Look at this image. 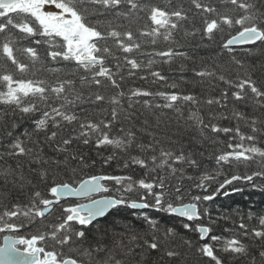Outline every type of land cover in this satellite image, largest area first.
I'll return each instance as SVG.
<instances>
[{
    "label": "snow or ice",
    "instance_id": "obj_1",
    "mask_svg": "<svg viewBox=\"0 0 264 264\" xmlns=\"http://www.w3.org/2000/svg\"><path fill=\"white\" fill-rule=\"evenodd\" d=\"M189 3L0 0V264H264V209L237 210V222L213 216L209 204L242 192L238 182L264 191V0ZM145 10L149 23L134 32ZM181 30L183 43L176 38ZM197 38L228 58L224 64L201 58L191 81L180 77L207 82L211 91L226 86L203 99L155 70L177 58L192 60L184 49ZM238 46H246L242 56ZM40 72L54 73L55 81ZM28 73L33 78H21ZM77 76L79 87L70 78ZM129 79L169 90L125 91ZM184 105L191 106L187 114ZM169 111L194 133L190 144L224 145L213 153L214 166H205L203 151L186 152L182 143L177 149V141L153 133L141 142L137 133L145 131L147 116L156 115L159 125ZM21 123L30 129L14 134ZM81 145H94L96 159ZM109 148L107 155L101 151ZM98 162L99 171H89ZM137 168L142 176L134 175ZM230 220V227L220 224Z\"/></svg>",
    "mask_w": 264,
    "mask_h": 264
},
{
    "label": "trees",
    "instance_id": "obj_2",
    "mask_svg": "<svg viewBox=\"0 0 264 264\" xmlns=\"http://www.w3.org/2000/svg\"><path fill=\"white\" fill-rule=\"evenodd\" d=\"M142 2L148 4L149 6L157 5V4L164 6L168 3V0H142ZM183 3H184V6L186 8H191L189 0H183ZM192 12L194 13L195 9H192ZM145 13H146V10H145V12H140L138 14L139 15L138 22L132 25V30L134 32L136 31L137 28H141L143 25L149 23L146 19ZM190 15H191V13H190ZM195 23L197 24V26H199V19L198 18L196 19ZM185 26L190 28L191 24H186ZM176 38L180 39L182 43L184 42L183 41V30L176 33ZM143 39H147V38H143ZM217 40H219V37H217ZM197 44H200V46L197 47L196 46ZM204 45H209V46L205 47ZM157 47L162 49V48H165L166 45L161 40L158 43ZM241 48H243V47H241ZM241 48H237V54L242 56L243 54L240 51ZM144 50L150 51L151 47L146 46ZM184 50L189 52V54L193 57L192 60H183L182 58H177L175 60V62L172 63L171 65H156L155 70L162 71L163 74L170 77L169 82H171L172 80H175L176 82L180 83V88L183 91L194 93V94L200 96L202 99L205 98L206 95L209 94V92L211 95H219V90L226 87L223 83H219V87L217 89H215L214 91H211L209 89V85L207 82L203 85L193 84L190 82H181L180 77L183 76L186 81H191L192 76H193L191 70L199 64L201 58L207 60L209 63L211 62L210 58H217L219 63L224 64L227 62V59H228L227 55L222 54V55L217 56V54L219 52L217 45L214 43H211L207 40H204L201 43L199 41V38H197L196 40L190 39ZM41 55H43L42 51H41ZM140 58L143 59L145 62L148 59L147 56H142ZM182 64L184 65L183 71L181 70ZM49 66H51V65H49ZM37 68H39V65H37ZM0 70H2V65H0ZM9 70L11 71L12 69H9ZM81 74H83V73H81ZM37 75L39 78L47 79L49 82H53L56 79V75L54 73H51V72H40V73H37ZM233 75H234V73H233ZM17 76L20 77V74L17 73ZM21 78L30 79L33 77L31 75V73H28V74H25ZM70 78L75 79L77 81V87H79L78 76L77 77H70ZM130 87H143L145 89L151 90L152 92L169 90V89H165L162 86V83L153 84L150 79L149 80H141V79L126 80L123 83L124 90L126 91ZM85 93H86V90H85ZM229 95H230V93H229ZM156 102L160 103L161 101L158 98H156ZM83 107H88V106L84 105ZM189 107H191V106H189V105L183 106V110L185 111V114H187V110ZM230 107H231V104H229V108ZM214 110L217 113H221V112L226 113L227 112L226 109L216 108L215 106H214ZM76 111L79 112L80 108L78 107L76 109ZM160 111L161 110H155L156 115H159ZM202 114L205 116V119L207 120L208 112H207L206 106L203 108ZM156 115H150L149 114L147 116L148 121H149L148 125H143L144 117H140V119L136 122L138 128L141 127L142 125L145 128V131L143 133H140V132L137 133V135L140 136L141 142L148 143L149 140L151 139V136H149L148 133H153L157 138L165 140L166 143L169 139L172 141H177V143L175 145H172L173 147H175L177 149L180 147V144L182 143L184 145V150L186 152L192 150L193 148H195V150L197 152L203 151L204 152L203 160L205 162V166L206 167L214 166L213 153L216 151L217 148H223L224 147L223 144L211 145L207 141H205L202 145L201 144H190L191 136L194 133L192 132L191 129L186 128L183 125V121H181L180 124L177 125L175 120L171 118L173 116V114L169 111V112H167L166 115L160 117L161 122L159 123V125H157ZM219 122L223 126H234V123H235V122H229L228 120H220ZM26 128L30 129V125L28 123H21L20 126L14 130V134H20ZM242 130L247 131L246 128H244ZM67 134H68V132L66 131L64 133V135H67ZM42 135L43 134H41V136ZM209 135H211V134L209 133ZM0 139H2V138H0ZM217 139H219L221 141H226L227 137L220 135L219 137H217ZM80 150L82 152L89 153V155L93 159H96V154H95L96 150H95L94 145H89V146L81 145ZM101 151L104 152L105 155H107L108 153H110L112 151V149L111 148L106 149V150L102 149ZM44 152L48 153V152H50V149L47 146H45ZM133 154H139V153L134 150ZM2 163L3 162H0V164H2ZM9 163L14 164L13 161H10ZM115 166L116 165L114 162L112 165V168H115ZM32 167H35V166L33 165ZM28 170H29V166L26 164L24 166V169H23V171L25 172L26 175L28 173ZM108 170L111 171L112 169H108ZM89 171H91V172L99 171V162L97 163L96 168L90 169ZM143 171L144 170L137 168L135 170L134 175H136L137 177L142 176ZM188 171H189V173L192 172L191 169H189ZM239 171L243 172L244 171L243 167H241L239 169ZM117 174H119V173H117ZM59 178L60 177H58V179ZM63 178L66 179L67 175H64ZM189 183L190 182L185 181L186 185ZM237 186L243 187L244 190L242 192L232 193L228 197H224L223 195H220L219 197H217V199L214 202H209V204L212 206L213 216H216L220 213H224V214L231 216L232 219H235L238 222L239 218L236 216L237 210L240 213L246 214L249 211L259 212L262 209H264V191H259V190L253 189L251 186L244 185L243 183H239V182H238ZM148 211H151V210H148ZM123 215L126 216L127 213L125 212ZM153 215H155L158 219H161L162 222H169L170 223V221H168V217L163 213H153ZM133 223H135L137 227H142V225L139 222L133 221ZM252 223H255V222L253 221ZM220 224L223 225L224 227H230L231 226V220L227 221V222L220 221ZM177 230L179 232H181L182 234L192 238L193 240L196 239V235L194 233L185 232V230L180 228L178 225H177ZM219 232H220V229L217 228V234H219ZM225 235H227V233H225Z\"/></svg>",
    "mask_w": 264,
    "mask_h": 264
},
{
    "label": "flooded vegetation",
    "instance_id": "obj_3",
    "mask_svg": "<svg viewBox=\"0 0 264 264\" xmlns=\"http://www.w3.org/2000/svg\"><path fill=\"white\" fill-rule=\"evenodd\" d=\"M0 241H2V235H0Z\"/></svg>",
    "mask_w": 264,
    "mask_h": 264
},
{
    "label": "water",
    "instance_id": "obj_4",
    "mask_svg": "<svg viewBox=\"0 0 264 264\" xmlns=\"http://www.w3.org/2000/svg\"><path fill=\"white\" fill-rule=\"evenodd\" d=\"M245 47V46H238V48Z\"/></svg>",
    "mask_w": 264,
    "mask_h": 264
}]
</instances>
